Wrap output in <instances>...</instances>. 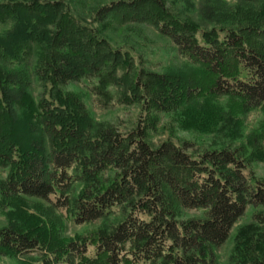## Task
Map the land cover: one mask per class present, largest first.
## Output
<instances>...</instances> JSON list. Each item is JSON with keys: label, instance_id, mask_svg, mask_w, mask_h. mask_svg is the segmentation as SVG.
Listing matches in <instances>:
<instances>
[{"label": "trees", "instance_id": "obj_1", "mask_svg": "<svg viewBox=\"0 0 264 264\" xmlns=\"http://www.w3.org/2000/svg\"><path fill=\"white\" fill-rule=\"evenodd\" d=\"M231 1L243 20L228 27L181 19L164 0L98 9L102 27L150 25L188 66L156 73L136 68L63 0H0V206L37 199L65 207L75 225L115 216L106 228L66 239L39 213L7 211L0 255L39 248L41 264H214L213 248L246 206H264V179L244 174L264 159V117L232 145L247 113L264 112V0ZM83 78L95 79L89 91L101 106L116 99L138 107L130 128L96 121L81 97L64 89ZM220 96L226 110L213 104ZM168 114L170 132L200 127L213 139L203 149L171 136L154 144L150 132ZM187 210L203 215L185 217ZM252 220L238 230L230 254L240 264H264V212Z\"/></svg>", "mask_w": 264, "mask_h": 264}, {"label": "rangeland", "instance_id": "obj_2", "mask_svg": "<svg viewBox=\"0 0 264 264\" xmlns=\"http://www.w3.org/2000/svg\"><path fill=\"white\" fill-rule=\"evenodd\" d=\"M69 7L71 13L84 24L97 28L104 39L112 48H120L130 54L136 68L143 66L156 73L167 72H188L186 60L180 57L169 39L158 34V32L148 24L135 21L122 22L120 25L112 23L108 27H102L96 21V12L104 5L112 1L123 0H63ZM134 1V0H129ZM166 6L181 19L193 20L204 28L213 26H235L242 22V13L235 3L231 0H164ZM2 29V26H0ZM187 66V67H186ZM95 82L94 78H83L80 82H70L65 86V90L77 93L84 101L86 108L93 119L96 121H106L116 124L121 130L125 131L132 126L137 114L136 105H124L113 99L107 106L98 104L94 95L89 89ZM30 91L37 96L40 91L38 83L32 78ZM214 105L226 110V97L220 96L214 99ZM264 117L261 108L253 109L247 113L244 118L242 137L232 142L237 145L243 142L246 135L255 128ZM200 127H193L186 131L175 129L169 130V114L163 115L157 128L150 132L151 140L154 144L159 139L167 136L177 137L180 140L192 142V148L203 149L210 140L213 139L212 133L202 132ZM216 139L217 134L215 133ZM264 143V141H263ZM6 174L5 170L0 169V179ZM244 174L250 177L252 174L258 178L264 179V159L256 160L244 171ZM54 200V197H51ZM20 201V202H19ZM16 202L15 206H0V228L7 225V211L17 209L16 214L23 213V216L40 214L48 221L59 225L62 236L66 239H74L76 234H85L99 227H108L115 221V216L110 220H97L91 224L75 225L69 218V213L64 207L52 209L49 203H44L33 198H23ZM21 207H19V206ZM22 212V213H20ZM254 212H264V206L247 205L243 214L236 220L231 227L227 238L219 246L213 248L214 264H240L235 258L230 257L232 248L235 244L238 230L252 223ZM201 210L184 211L185 217L202 216ZM19 217V216H17ZM16 219L18 220V218ZM117 219V218H116ZM255 224V223H252ZM87 254H92V248L88 247ZM44 252L37 248L24 255L10 256L0 255V264H41Z\"/></svg>", "mask_w": 264, "mask_h": 264}]
</instances>
